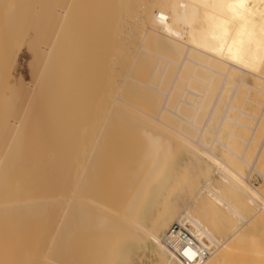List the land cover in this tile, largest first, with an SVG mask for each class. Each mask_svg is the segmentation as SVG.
I'll return each mask as SVG.
<instances>
[{
	"label": "bare ground",
	"instance_id": "bare-ground-1",
	"mask_svg": "<svg viewBox=\"0 0 264 264\" xmlns=\"http://www.w3.org/2000/svg\"><path fill=\"white\" fill-rule=\"evenodd\" d=\"M24 37L36 84L22 102L5 64ZM251 92L264 95V0H0V264H115L119 234L149 238L153 264H180L163 243L171 220L211 247L202 264H221L254 238L248 217L264 221L246 156L264 106L236 105ZM174 147L204 176L193 207L168 199ZM159 196L145 228L138 211ZM250 252L264 264V244Z\"/></svg>",
	"mask_w": 264,
	"mask_h": 264
},
{
	"label": "rangeland",
	"instance_id": "rangeland-1",
	"mask_svg": "<svg viewBox=\"0 0 264 264\" xmlns=\"http://www.w3.org/2000/svg\"><path fill=\"white\" fill-rule=\"evenodd\" d=\"M135 6V5H134ZM134 9H135V7H134ZM134 11V10H133ZM135 13V12H134ZM133 17V16H132ZM131 17V18H132ZM134 19V18H133ZM132 19V20H133ZM135 20V19H134ZM25 37L23 38V39H20V41L19 42H17L16 43V49L14 48V50H13V53L14 52H16V53H12V56L10 55V59H7V61H6V64H5V69H6V65H7V68H8V71H7V69H6V72H7V74H8V81L11 83V84H13V86L15 87V89L16 90H18V93H19V96H20V99L22 100V99H26L27 100V98L30 96H28V94L26 95V93H27V91L28 92H31L32 93V90L34 89L33 87V89H31V86H33L32 85V82L34 81L33 79V77L34 76H32V70L30 69L31 67V56H30V53H29V51L27 50V48H26V44H25ZM15 50H17V51H15ZM15 55V56H14ZM13 59V60H12ZM9 64V65H8ZM9 72V73H8ZM34 84H36V81H34ZM31 89V91H29ZM22 92V93H21ZM25 93V95L27 96V98H26V96H24V98L23 97H21V95L23 94L24 95V93ZM21 93V94H20ZM250 96H248V97H250L252 100H249L250 98H247L246 99V101L245 100H241V101H239L238 103H236V105H241L242 106V109L244 110V111H247V112H249L250 114H253L254 116H258V114H260V109L262 108V106H264L263 104H264V95H260L261 97H259V95H254L252 92L249 94ZM253 95L257 98H254L253 97ZM263 96V97H262ZM259 97V98H258ZM24 100H22V102H23ZM242 101H244V102H242ZM255 102V103H254ZM240 103H242V104H240ZM258 104V106H256L257 104ZM21 105H24V103H22ZM27 105V106H26ZM260 105V106H259ZM25 106H26V109L28 108V103H26L25 104ZM222 106V104H221V102L220 103H218V107H221ZM22 108V107H21ZM25 109V110H26ZM262 110V109H261ZM21 111H22V115H24L23 113H25V111H24V108H23V110L21 109ZM20 111V112H21ZM259 112V113H258ZM233 114H236L235 112H232ZM232 114V115H233ZM238 115V114H237ZM236 115V116H237ZM242 120V122L243 123H247L248 125L250 124V126L251 125H253V123H254V121L255 120H251L250 118H247V117H244V116H242V115H238ZM237 116V117H238ZM239 118V119H240ZM249 121V122H248ZM250 122H252V124L250 123ZM244 131H245V129H243ZM249 132H250V130H246V132H244V135H245V133H246V135L244 136L245 138H247L248 136H249ZM263 137H264V113H263V115H262V117L260 118V121H259V123H258V126H257V130L255 131V133H254V135H253V139L254 140H252L253 142H251L250 143V145H249V147H248V150H247V152H246V156H247V160L249 161V162H251V163H253V165H254V168L256 169V171H251V174H250V178H249V182L250 183H252L253 185H255V186H258V188L261 190V187H263L262 189H264V181H263V178L262 177H260L259 175H257V174H260L259 172L261 171L262 172V169L264 168V145H263V151H260V153H259V155H258V159H255L253 156H255V154H256V152L258 151V146H259V143H260V141L263 139ZM243 145H244V143H243ZM243 145H242V143H241V145L238 147V153H240L241 151H242V149L244 148L243 147ZM175 148V147H174ZM182 148V147H181ZM188 148L189 147H183L182 149H180V147H178L176 150L174 149V154H175V152H176V154L173 156L175 159V165L174 166H178L177 168L176 167H174L176 170H177V172L175 171V169H174V174L176 175L175 176V178L172 180V182H171V184H173V185H170V188L168 189V199L170 200V203H172V204H176L178 207L180 206V208H181V205L183 204V206L185 205V204H188L189 206H191L192 205V207H193V205H194V202L195 201H197L198 200V196H195V192L197 191V189H198V186L203 182V180H204V176L202 175V174H197V170H195L194 169V166H195V168L197 167V165H198V161H197V159L196 160H192V154H193V152L194 151H192V154H191V150H188ZM218 147H215V150L217 149ZM239 148H240V150H239ZM242 148V149H241ZM180 149V150H179ZM183 149L185 150L184 151V153H182L183 152ZM178 150V151H177ZM186 151H187V153H188V156H187V153H186ZM217 151H218V149H217ZM240 151V152H239ZM195 153V152H194ZM185 154V155H184ZM191 154V156H189ZM179 156V157H178ZM185 158H184V157ZM189 157V158H188ZM196 157L199 159V160H201L202 159V157H199V155H197L196 154ZM177 158V159H176ZM187 158V159H186ZM254 158V159H253ZM182 161V162H180V161ZM184 160L186 161V160H188V162L190 161V160H192V164H190L191 166H190V169L191 170H189V167H186V169H184V173H183V171H181V168L179 167V166H181L182 165V163L183 164H187L188 162L186 161V162H184ZM130 161H131V159L130 160H128V162H127V164H129L130 163ZM197 163V165H194L193 163H195V162ZM113 161H111V164H113L112 163ZM107 163H109V161H107ZM195 163V164H196ZM260 163V164H259ZM110 164V163H109ZM126 164V165H127ZM178 164V165H177ZM128 168V167H127ZM126 168V169H127ZM178 168H180V169H178ZM188 168V169H187ZM183 170V169H182ZM185 170H187V173H186V171ZM193 170H195L196 172H194ZM243 174L245 175L246 174V172L248 171V168H247V166H245V165H243ZM182 173H181V172ZM193 171V172H192ZM259 171V172H258ZM195 173H196V175H195ZM257 173V174H256ZM196 176H194V175ZM264 175V174H263ZM195 177V179H194V177ZM212 176H213V179L214 178H217V173L216 172H212L211 173V178H212ZM176 177H178V178H176ZM182 177V178H181ZM193 177V178H192ZM178 180V181H177ZM180 183V184H179ZM59 188V187H58ZM60 189H61V186H60ZM127 194H128V192H127ZM49 195L50 196H53V193L51 192V193H49ZM55 195V194H54ZM200 195V194H199ZM57 196V195H56ZM113 196H114V194H113ZM58 197V196H57ZM56 197V198H57ZM157 198V197H156ZM156 198H154L151 202H148L147 204H146V206L143 208V211H142V209L140 210V211H138V215H145V216H138L139 218H140V224L143 226V227H145V226H147V227H145V228H148L149 229V226L151 225V221H152V219H154V215H155V212L156 211H158V208H160V206H161V203H160V201L163 199V196H159L158 197V199H156ZM165 198V197H164ZM197 199V200H196ZM165 200V199H164ZM113 204V206L112 205H110V207L113 209V208H117V204H114V203H112ZM116 205V206H115ZM157 208V209H156ZM59 209V208H58ZM122 209V210H121ZM117 214H120L119 215V217H118V215L117 214H115V213H113V212H111V213H108L107 212V215L108 216H112V218L113 219H115V220H117V218H119L120 220L121 219H124V220H118L119 222H122V224H128L127 222H126V220H125V218L124 217H129L128 219H130V215H128V213H127V211L124 209V208H120L119 209V206H118V209H113ZM117 210V211H116ZM142 211V212H141ZM180 211V210H179ZM202 211V212H201ZM200 211V213L199 212H197L196 214H197V216H200V217H209V211H203V210H201ZM61 212H62V208H61V211H60V209H59V211H58V217L61 215ZM125 212V213H124ZM142 213V214H141ZM158 213V212H157ZM157 213H156V215H157ZM125 214V215H124ZM204 214V215H203ZM216 214V216H217V213H215ZM117 215V216H116ZM123 215V216H122ZM210 216L213 218V220L214 221H211L212 222V225L210 224L208 227V229H210V228H214L215 226H216V223L218 222L219 223V220L217 221V218H216V216H214V214H210ZM247 216H250V215H247ZM61 217H62V215H61ZM123 217V218H122ZM253 217H256V218H253ZM148 218H149V220H151V221H149L148 220ZM248 218H253V223H252V225H250L251 227V229L250 228H247V227H241V229H240V232H241V235H243V239H245V237L247 238V237H249L250 238V236H254V238L252 239V241H251V239H249V241H247L248 239H246V240H242V241H244V242H237V246L235 245V243H234V245H235V247H239L238 248V250L236 251V252H233V254H228V255H225L224 257H223V262L221 263V264H257V262L258 261H256L257 259L256 258H253V256L254 255H252V252H250V251H253V250H255L260 244H264V221L263 222H260L259 220H258V218H257V216H250V217H248ZM143 221H142V220ZM147 222H146V221ZM124 221V222H123ZM174 222V220H171L170 222H169V225L171 224V223H173ZM150 224V225H149ZM220 224H223V222L222 223H220ZM228 224H229V222H226V223H224V225L226 226V227H228ZM223 225V226H224ZM254 225V226H253ZM212 226V227H211ZM220 226L221 227V230L219 231V234H218V237L220 238V239H223L224 238V236H225V232H227L226 230V227L224 226ZM168 227V226H167ZM3 228H7V225H5V227H3ZM101 230H99L97 233H95V234H97V235H95V237L97 236V243H99V246L101 245V243L102 242H104V238L105 237H102V239H104L103 241H102V239H101V237H98V234H99V236L105 231H101ZM101 234H100V233ZM107 232V231H106ZM105 232V233H106ZM139 230H137L136 231V233H138L139 234ZM103 235V234H102ZM106 235V234H105ZM120 235V234H119ZM117 236V238L113 241V245H116V246H119V247H121V256L117 259V263L115 262V264H153L154 262V260L156 261V259H157V254H155L156 252H154L155 251V248L153 247V245L152 244H150L149 242H151V240L146 236V237H144L143 239H147L148 238V241L147 240H142L143 242H137V241H131V240H128V239H126V238H124L123 236ZM255 239V240H254ZM100 241H101V243H100ZM106 242V241H105ZM250 243H252V244H250ZM254 243V244H253ZM229 244V243H228ZM233 244V242L231 243V245ZM239 244V245H238ZM233 245V246H234ZM245 245V246H244ZM257 246V247H256ZM248 248V249H251L250 251L248 250V249H243V248ZM154 248V249H153ZM235 250V249H234ZM242 250V251H241ZM247 250H248V253H247ZM126 251V252H125ZM124 252H125V254H124ZM241 252H245V253H247L249 256H247V257H245V256H243V255H245L244 253H243V255L241 254ZM254 253V252H253ZM126 255V256H125ZM125 256V257H124ZM156 256V257H155ZM122 257H124V258H127V259H124V258H122ZM255 257V256H254ZM154 258V259H153ZM120 259V260H119ZM123 259V260H122ZM148 259H150V260H148ZM122 262H124V263H122ZM126 262V263H125ZM153 262V263H152Z\"/></svg>",
	"mask_w": 264,
	"mask_h": 264
},
{
	"label": "built area",
	"instance_id": "built-area-1",
	"mask_svg": "<svg viewBox=\"0 0 264 264\" xmlns=\"http://www.w3.org/2000/svg\"><path fill=\"white\" fill-rule=\"evenodd\" d=\"M163 243L172 258L180 264H202L210 255L211 247L199 242L190 228L179 222L171 223L165 230Z\"/></svg>",
	"mask_w": 264,
	"mask_h": 264
}]
</instances>
